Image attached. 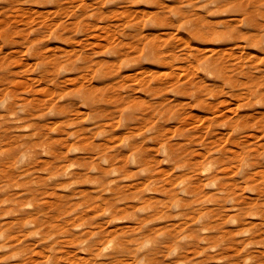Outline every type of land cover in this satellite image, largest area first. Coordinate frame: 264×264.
<instances>
[{"label": "rangeland", "instance_id": "374dc122", "mask_svg": "<svg viewBox=\"0 0 264 264\" xmlns=\"http://www.w3.org/2000/svg\"><path fill=\"white\" fill-rule=\"evenodd\" d=\"M0 264H264V0H0Z\"/></svg>", "mask_w": 264, "mask_h": 264}, {"label": "bare ground", "instance_id": "6f19581e", "mask_svg": "<svg viewBox=\"0 0 264 264\" xmlns=\"http://www.w3.org/2000/svg\"><path fill=\"white\" fill-rule=\"evenodd\" d=\"M86 24V23H85ZM88 25V24H87Z\"/></svg>", "mask_w": 264, "mask_h": 264}]
</instances>
